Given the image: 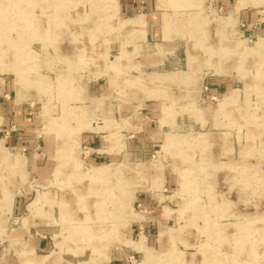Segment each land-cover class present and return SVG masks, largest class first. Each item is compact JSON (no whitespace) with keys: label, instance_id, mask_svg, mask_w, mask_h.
Segmentation results:
<instances>
[{"label":"rangeland","instance_id":"374dc122","mask_svg":"<svg viewBox=\"0 0 264 264\" xmlns=\"http://www.w3.org/2000/svg\"><path fill=\"white\" fill-rule=\"evenodd\" d=\"M23 2L0 264H264V0Z\"/></svg>","mask_w":264,"mask_h":264},{"label":"bare ground","instance_id":"6f19581e","mask_svg":"<svg viewBox=\"0 0 264 264\" xmlns=\"http://www.w3.org/2000/svg\"><path fill=\"white\" fill-rule=\"evenodd\" d=\"M18 1V0H17ZM23 2V7H28L30 9V11H34L36 8H40L43 6V4L45 3L44 0H22ZM86 1V0H85ZM44 2V3H43ZM59 2V1H58ZM75 2V1H74ZM57 3V2H56ZM67 3H58L57 5H54L55 7V14L51 17L49 22L55 21V20H63V19H68L70 18V16L68 15V9L66 5ZM103 6V5H102ZM76 8V7H75ZM238 8V6H237ZM4 8H1L0 10H3ZM20 14V13H19ZM25 15V14H24ZM36 20V19H35ZM3 19H2V15H0V25H3ZM37 23V22H36ZM38 25V24H37ZM62 25V24H61ZM30 27V26H29ZM57 28V27H55ZM60 28V27H59ZM35 29V28H34ZM42 29V28H41ZM40 29V30H41ZM43 30V29H42ZM116 32V31H115ZM38 33V32H37ZM41 33V32H40ZM47 34V33H45ZM45 36V35H44ZM261 47L264 44V40L261 42ZM56 46V45H54ZM17 48H19V46H15V43H13L12 39L9 38V35L7 36H0V69L2 70H6V71H15L17 73L18 76L21 77V72L14 68L13 65H10L7 62V59L9 58V55L11 51L13 52L14 50H17ZM62 48V47H60ZM28 50V49H27ZM25 50V52L27 51ZM54 50V49H53ZM31 52V51H30ZM63 52V51H62ZM61 52V53H62ZM65 53V52H64ZM26 55V53H25ZM85 55V54H84ZM86 57V56H85ZM70 59V58H69ZM32 63V62H31ZM23 78V77H22ZM61 79V78H60ZM22 81V80H21ZM24 83V82H23ZM27 85V84H26ZM28 85H31L30 83ZM37 89V88H36ZM233 175V174H232ZM214 176V175H213ZM230 177V176H229ZM230 179V178H229ZM235 182V181H234ZM233 182V183H234ZM102 212V211H101ZM105 212V211H104ZM101 214V213H100Z\"/></svg>","mask_w":264,"mask_h":264}]
</instances>
